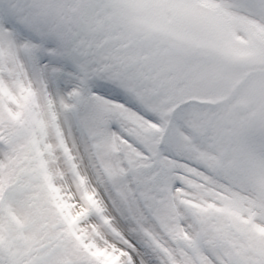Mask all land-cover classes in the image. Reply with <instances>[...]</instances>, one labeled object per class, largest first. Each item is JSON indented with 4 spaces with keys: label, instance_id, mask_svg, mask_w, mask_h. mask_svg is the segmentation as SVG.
I'll list each match as a JSON object with an SVG mask.
<instances>
[{
    "label": "snow or ice",
    "instance_id": "obj_1",
    "mask_svg": "<svg viewBox=\"0 0 264 264\" xmlns=\"http://www.w3.org/2000/svg\"><path fill=\"white\" fill-rule=\"evenodd\" d=\"M0 264H264V0H0Z\"/></svg>",
    "mask_w": 264,
    "mask_h": 264
}]
</instances>
